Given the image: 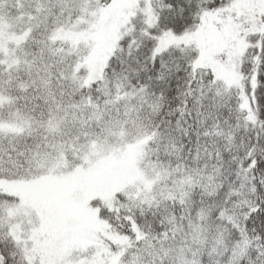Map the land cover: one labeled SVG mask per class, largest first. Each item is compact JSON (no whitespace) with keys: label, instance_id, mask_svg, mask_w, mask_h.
Returning a JSON list of instances; mask_svg holds the SVG:
<instances>
[{"label":"snow or ice","instance_id":"snow-or-ice-1","mask_svg":"<svg viewBox=\"0 0 264 264\" xmlns=\"http://www.w3.org/2000/svg\"><path fill=\"white\" fill-rule=\"evenodd\" d=\"M0 264H264V0H0Z\"/></svg>","mask_w":264,"mask_h":264}]
</instances>
